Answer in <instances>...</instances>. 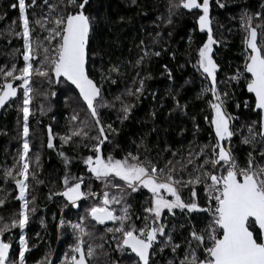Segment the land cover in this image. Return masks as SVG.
Listing matches in <instances>:
<instances>
[{
	"label": "trees",
	"instance_id": "trees-1",
	"mask_svg": "<svg viewBox=\"0 0 264 264\" xmlns=\"http://www.w3.org/2000/svg\"><path fill=\"white\" fill-rule=\"evenodd\" d=\"M15 3L17 0H0V67L4 68L13 63L17 68L23 66L20 55L23 42L13 34L20 30L18 7H11ZM26 3H30V0H26ZM48 3L59 4V0H48ZM209 7L213 38L217 41L213 45L212 55L218 65V90L229 93L225 108L236 118L233 123L234 129L238 130L232 151L243 166L248 153L252 151L256 155V151L252 145L241 143V134L246 135L242 126L258 120V116L252 111L254 99L247 94L245 81H231L229 77L244 64L242 40L246 33L241 27V17L247 13L253 17L254 26H264V0H212ZM57 10L64 11L60 7ZM33 11L36 18H39L47 15L49 9L44 0H37L36 5L27 10L30 21ZM84 12L92 19L88 74L101 87L103 98L113 105L99 109L102 123L110 124L115 129V132L108 134L110 142H106L103 147L104 155L110 152L119 159L131 152L139 154L142 160L147 158L157 167H164L172 161L178 175L187 179V174L203 161V156L193 158L189 153L194 156L201 146L215 143L214 131L205 120L206 116L209 120L211 118L208 104L211 94L200 95L202 86L208 82L194 67L197 50L207 40V33L201 32L197 24L200 11L189 13L179 8L169 16L168 0H89ZM256 12L261 13L259 18L255 16ZM169 19L170 23L167 22ZM37 33L40 39L46 35L38 26L33 33L34 39ZM146 51L149 55L137 64L136 61ZM113 66H118L119 71L109 73ZM102 73L107 79H101ZM141 80V93L128 95L129 89L134 92ZM2 83L3 78L0 77V84ZM31 86L33 92L30 93L32 100L28 119L27 139L30 151L27 159L30 167L27 199L30 201L29 207H34L35 212L30 214L23 232L28 249L25 252V264H39L45 258L44 263L48 264L52 252L56 251L61 257L62 249L72 244L71 235L67 233L65 226L73 221L80 206L96 202L90 199L92 201H83L74 208L64 197L56 195L55 193L64 189L65 176H82V191H87L89 186L93 192L105 188L97 186V180L83 164V159L92 155L90 148L94 141L90 137L95 136L97 131L76 90L63 83H49L38 76H33ZM22 94L21 91L18 99L0 116V200L3 201L0 204V227L4 223H10L14 214L19 212L20 202L16 198L18 190L11 177L5 179L4 170L12 168L14 164L19 167L18 153L24 139L23 113L20 111ZM117 96L120 100L115 99ZM245 101L248 102L247 107ZM121 102L131 105L127 119L123 120L120 119L123 115L120 111ZM73 115H77L76 121L71 119ZM81 121L85 124L82 125ZM77 127L88 132V136H72L67 143L61 141V136L70 135ZM49 129L54 144L51 149L47 146ZM259 148L260 145L256 144L255 149ZM61 152L64 156L60 155ZM189 159H192L191 164L188 163ZM180 164L186 165L183 171H179ZM15 172L16 168H13V175ZM33 172L35 180L31 177ZM37 180L40 182L37 183ZM196 188L198 203L204 207V194L200 185ZM150 195L146 189L130 194L129 211L133 223L138 227L143 223V208L149 205ZM181 195L187 200L188 189H184ZM174 212L175 215L167 213L162 222L166 225L167 234L171 232V235L183 240L185 246V238L189 237V221L199 230L207 225L208 214L193 212L185 215L179 209ZM60 220L64 222L61 232L64 239L60 242L62 249L58 241ZM89 222L95 224L92 219ZM95 225V230L92 227L87 229L90 233L86 235L87 239H96L101 234L109 235L104 232V227ZM20 234L19 228H11L0 236L15 249L16 253L10 257L12 260L18 256ZM103 243L110 254L107 256L108 264H115L113 243L108 239H104Z\"/></svg>",
	"mask_w": 264,
	"mask_h": 264
},
{
	"label": "snow or ice",
	"instance_id": "snow-or-ice-1",
	"mask_svg": "<svg viewBox=\"0 0 264 264\" xmlns=\"http://www.w3.org/2000/svg\"><path fill=\"white\" fill-rule=\"evenodd\" d=\"M36 3L37 0H30V3H26V0H17V3L11 5L13 8L18 7L20 30L14 31L13 34L23 42V51L20 53L23 66L17 68L13 63L8 68L0 67V77L3 78V83L0 84V106L17 97L18 87L22 88L20 111L23 113L24 121L22 131L24 139L17 162L19 167L14 164L12 168L4 170L5 179L11 177L18 190L16 198L20 202L19 212L14 214L10 223H4L0 227V236L11 228H19L21 234L18 256L17 259L10 260L11 243L0 239V264H17V260L18 264H25V252L28 249L23 232L30 214L35 212L34 207H29L30 201L27 199L30 167L27 159L30 151L27 137L33 76L45 78L49 83L55 81L57 84L63 83L73 87L78 92L79 99L86 105L97 134L90 137L94 141L90 148L92 155L85 157L83 164L91 176L101 181L104 188L108 189L99 196V203H93L86 208V212L97 224L103 225L106 221H111L114 225L118 223V226L106 228V231L113 233L118 251L130 250L135 254L138 259L133 264H150V259L156 252L154 246L157 244L160 245L161 251L165 247H170L174 254L177 253L180 245L173 243L171 232L165 234L166 225L161 222L165 210L169 215H175L176 209L185 215L193 212L208 214L207 225L199 230L189 221V238L186 240L183 256L174 257L178 259V264H264V30L261 32L257 30L262 26H253V17L247 13L241 17V27L246 33L242 40L244 64L229 77L231 81L239 82L241 79L245 81L247 92L254 97L252 111L258 116V120L242 126L246 130V135L241 134V143L252 145L256 155L250 151L246 163L241 166L231 146V139L238 134V130L232 125L236 118L225 108L229 93L226 91L221 93L217 85L218 65L212 55L213 45L217 41L214 40L210 27L209 0L202 2L168 0L169 16L173 10L179 8L189 11L200 10L198 27L201 32L207 31V40L197 50L194 67L208 82L202 86L200 95L211 94L208 101L211 118L209 120L206 116L205 120L214 131L215 143L201 146L200 151L194 156L193 153H189L193 158L203 156V161L195 166L185 179L178 175L176 165L172 164V161L164 167H157L147 158L142 160L139 154L134 155L131 152L119 159L110 152L104 155L102 146L110 142L108 134L115 132V129L110 124L102 123L99 109L113 105L103 98L101 87L90 78L87 71L92 19L85 14L84 9L89 0H59V4H49L48 0H44L49 9L48 14L36 18L33 11L30 21L26 13ZM58 7L64 11H58ZM255 16L259 18L261 13L256 12ZM167 22L170 23V19ZM37 26L46 33L43 39H40L38 33L36 38H33ZM148 55L147 51L144 52L136 63L140 64ZM37 60L38 63H35ZM118 71V66L109 69V73ZM101 79L107 77L102 73ZM13 81H20V84L14 86ZM142 88L143 80L134 92L129 89L128 95H137L141 93ZM115 99L120 100V97L117 96ZM247 104L245 101L246 107ZM177 106L179 107V104ZM130 108L131 105L121 102L120 111L123 115L120 119H127ZM71 119L76 121L78 117L73 115ZM81 124L84 125L85 122L81 121ZM72 136L87 137L88 132L77 127L70 135L61 136L60 139L67 143ZM256 144L260 145L258 150L255 149ZM47 146L50 149L54 147L51 129ZM60 155L64 156V153L61 152ZM36 159L38 161L39 157ZM188 163L191 164L192 159H189ZM13 168H16L15 175ZM185 168L186 165L180 164L179 171ZM31 177L33 180L36 179L34 172ZM39 182L37 180V183ZM83 183L82 176L66 175L63 179V191L55 194L64 197L74 208L81 199H96L97 193L91 191L90 186L87 191H82ZM197 185L203 186V198L206 202L204 207L198 203ZM112 189H115V193H111ZM145 189L151 195L149 205L143 208L145 213L143 223L138 227L132 222L130 205L126 202V197L130 193ZM184 189L189 191L187 200L181 195ZM0 204H3L2 200ZM112 205H120L119 215L115 214L116 208L110 207ZM83 220L84 217L81 216L80 223L69 222V226L78 235L75 243L70 246L72 254L66 255L61 264H88L94 255L91 244L88 245L87 255L82 247L84 243L82 237L90 235L83 225Z\"/></svg>",
	"mask_w": 264,
	"mask_h": 264
},
{
	"label": "rangeland",
	"instance_id": "rangeland-1",
	"mask_svg": "<svg viewBox=\"0 0 264 264\" xmlns=\"http://www.w3.org/2000/svg\"><path fill=\"white\" fill-rule=\"evenodd\" d=\"M202 1V0H201ZM212 0H209V2H211ZM254 26V25H253ZM258 30V32H261L262 30H264V26L262 25V27H261V29L260 28H258L257 29ZM261 30V31H260ZM22 92H23V90H21ZM20 91V92H21ZM20 94V93H19ZM234 120L232 121V125L234 126ZM235 136H237V135H235ZM235 136H233L232 137V139H231V146H232V150H233V142H234V139H235ZM98 183H97V186H99V187H101V186H103V183L101 182V181H97ZM201 186V185H200ZM105 190H108V189H104V190H102V191H97L96 193H97V198L96 199H92V198H88V199H82L81 200V202H79V201H77V206L79 205V203H82L83 201H88V202H90V201H92V200H95L96 202L95 203H99V196L102 194V192L103 191H105ZM111 193H115V189H112L111 190ZM131 194V193H130ZM130 194L126 197V202L128 203V204H130L129 203V197H130ZM90 199H92V200H90ZM132 204V203H131ZM92 204H83L82 205V207L80 206V211H79V213H77V214H75L74 215V219H73V221H72V223H80L81 221H80V217L81 216H83L84 217V220H83V225H84V227H85V229H86V231H87V229L88 228H90V227H92V230H95V224L93 223H91L90 224V222H89V220L91 219V217H89L88 216V214H87V212H86V208H88V207H90ZM112 207H114V208H116L117 209V211H116V213L115 214H117V215H119V208H120V205H112ZM165 211H167V210H165ZM164 211V212H165ZM61 221L62 220H60V223H59V225H58V235H59V239H58V241H59V244H60V242H62V240L64 239V236L62 237V235H61V232H62V228H63V226H64V222H63V224H61ZM133 222V221H132ZM69 223H67V225L65 226V228H66V231H67V233H69L70 235H71V238H72V245L75 243V239H76V236L78 235L69 225H68ZM95 225V226H94ZM115 226H118V223L116 224V225H114L113 224V222H112V224H111V226H107L106 228H113V227H115ZM106 228H103L104 229V232L106 233V234H108L109 232H107L106 231ZM117 236H119V234H116ZM102 236L104 237V238H102ZM173 236V235H172ZM1 239V238H0ZM82 239H83V241H84V243H83V245H82V247H83V249H84V252H85V254L87 255V248H88V245L89 244H91L92 246H93V251H94V255L89 259V261L92 263V264H108V259H107V254H108V252H107V250H106V248H105V245H104V243H103V241H104V239H108L110 242H113L114 241V239H113V233H109V235L108 236H104V235H102L101 234V236H99L98 238H96V239H87L86 238V235L85 236H83L82 237ZM58 244V245H59ZM12 246V245H11ZM18 246H19V239H18ZM14 253H16L15 252V249L13 248V250H12V253H11V255L9 256V259L10 260H12L10 257H12V255L14 254ZM122 253V252H121ZM123 254V253H122ZM66 256V255H65ZM65 256L64 257H62L60 260H58V255H56L54 252H52V255L50 256V260H49V263L48 264H61V262L65 259ZM128 257V259L127 260H125L122 264H133V261L131 260L132 258L131 257H129V256H127ZM46 261V258L42 261V262H40L39 264H43L44 262ZM44 264H47V263H44Z\"/></svg>",
	"mask_w": 264,
	"mask_h": 264
},
{
	"label": "flooded vegetation",
	"instance_id": "flooded-vegetation-1",
	"mask_svg": "<svg viewBox=\"0 0 264 264\" xmlns=\"http://www.w3.org/2000/svg\"><path fill=\"white\" fill-rule=\"evenodd\" d=\"M252 97V96H251ZM254 99V97H253ZM255 113V112H254ZM257 114V113H255ZM82 200V199H81ZM81 200H79V202H81ZM112 207V206H110ZM167 211H165L162 216L164 218L167 217ZM163 221V219H162ZM161 221V222H162ZM95 222V221H94ZM96 223V222H95ZM163 223V222H162ZM97 224V223H96ZM112 224V222H111ZM111 224H98L99 226L101 227H104L106 228L107 226H110ZM165 234L167 235V232H166V229H165ZM189 238V237H188ZM188 238H185V240H187ZM160 238L158 237V240ZM172 240H173V243L175 244H179L180 245V248L177 249V253L174 254L172 251H171V248L170 247H165L162 251L160 250V245L157 244L155 245L154 247L156 248V252H155V255H153L150 259V264H169V262L171 261L172 264H178V259H174V257H182L183 256V249H184V245H183V240H181L180 238H178L177 236H172ZM184 240V241H185ZM113 246L115 248V251L113 253V258L115 260H113L115 262V264H122L125 260L128 259L127 256L131 257L132 261L134 262L135 260H137L138 258L135 257V254L131 253L130 251L128 250H125L121 253V251H118L117 250V244H116V241L114 240L113 242ZM70 246H72V244H69L65 249H62L61 247V243H60V247L62 249V254H61V257H64L65 255H71V250H70ZM56 255H57V252L55 251L54 252ZM86 255V254H85ZM107 256H110V254L108 253ZM58 256V260H60V258ZM112 260V259H111ZM52 264V263H51ZM59 264V263H58ZM88 264H92L90 261L88 262Z\"/></svg>",
	"mask_w": 264,
	"mask_h": 264
},
{
	"label": "water",
	"instance_id": "water-1",
	"mask_svg": "<svg viewBox=\"0 0 264 264\" xmlns=\"http://www.w3.org/2000/svg\"><path fill=\"white\" fill-rule=\"evenodd\" d=\"M198 2H199V0H198ZM187 12H189V13H194V12H198V11H200V10H198V9H196V10H191V11H189V10H187V9H185ZM209 18H210V27H211V12H210V7H209ZM206 33H207V31H205ZM212 34H213V31H212ZM90 38H91V32H90ZM89 43H90V39H89ZM88 49H89V44H88ZM88 58H89V54H88ZM87 71H88V63H87ZM20 84V81H13V85L14 86H17V85H19ZM22 90V88H19L18 87V89H17V97H15V98H11L9 101H6V103L3 105V106H0V116L2 115V113H3V111L7 108V106L10 104V103H12L13 101H15V100H17L18 99V97H19V93H20V91ZM247 91V90H246ZM77 92V91H76ZM78 93V92H77ZM247 94L249 95V96H252L251 94H249L248 92H247ZM253 97V96H252ZM84 104V103H83ZM85 105V104H84ZM85 107H86V105H85ZM87 108V107H86ZM256 113V112H255ZM106 144V143H105ZM105 145H103L102 146V149H103V147H104ZM105 224H111V221H106L105 222ZM12 250H13V247L11 246V248H10V250H9V256L11 255V253H12ZM128 251H130V250H128Z\"/></svg>",
	"mask_w": 264,
	"mask_h": 264
},
{
	"label": "bare ground",
	"instance_id": "bare-ground-1",
	"mask_svg": "<svg viewBox=\"0 0 264 264\" xmlns=\"http://www.w3.org/2000/svg\"><path fill=\"white\" fill-rule=\"evenodd\" d=\"M246 92H247V91H246ZM15 101H16V100H15ZM10 104H11V103H10ZM10 104H9V105H10ZM9 105H8V106H9ZM8 106H7V107H8ZM3 112H4V111H3ZM201 190H202V189H201ZM202 192H203V190H202ZM203 194H204V193H203Z\"/></svg>",
	"mask_w": 264,
	"mask_h": 264
},
{
	"label": "built area",
	"instance_id": "built-area-1",
	"mask_svg": "<svg viewBox=\"0 0 264 264\" xmlns=\"http://www.w3.org/2000/svg\"><path fill=\"white\" fill-rule=\"evenodd\" d=\"M200 189H202V190H203V186H202V185L200 186Z\"/></svg>",
	"mask_w": 264,
	"mask_h": 264
}]
</instances>
